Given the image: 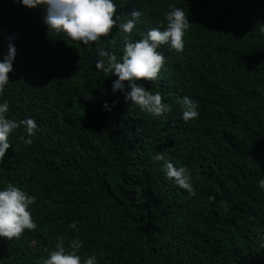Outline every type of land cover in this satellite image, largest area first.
I'll list each match as a JSON object with an SVG mask.
<instances>
[{
  "label": "trees",
  "instance_id": "obj_1",
  "mask_svg": "<svg viewBox=\"0 0 264 264\" xmlns=\"http://www.w3.org/2000/svg\"><path fill=\"white\" fill-rule=\"evenodd\" d=\"M115 3L121 22L140 10V23L83 45L48 30L43 8L0 0V61L15 47L0 102L9 118H34L40 129L31 145L15 130L0 161V190L34 195L37 224L0 238V264H44L59 237L66 249L83 241L81 264L90 255L97 264H264V0ZM171 7L192 25L182 52L158 49L159 79L137 81L169 106L155 117L113 94L118 77L95 63L107 59L102 52L120 60L126 42L165 30ZM185 96L200 112L187 122ZM160 152L191 171L194 195L166 177Z\"/></svg>",
  "mask_w": 264,
  "mask_h": 264
},
{
  "label": "clouds",
  "instance_id": "obj_2",
  "mask_svg": "<svg viewBox=\"0 0 264 264\" xmlns=\"http://www.w3.org/2000/svg\"><path fill=\"white\" fill-rule=\"evenodd\" d=\"M22 7L27 9H44L43 23L48 30L55 33H64L70 39L79 41L83 45L95 42L101 37L107 36L114 27H118L124 33L133 32L140 23L143 13L132 11L126 15L127 19L119 15L115 0H16ZM188 13L180 7H171L166 13L167 27L161 31L159 28H152L142 35L138 41H128L123 49V56L120 60L115 54L102 52L107 59H100L95 63V68L106 76L111 74L116 79L112 84V93L117 91L124 93L125 101H131L146 113L155 117L162 116L169 110V106L162 102L160 93L153 94L146 90L137 81H156L159 79L161 69L166 63L164 54L159 51L161 45L168 44L177 52H182L185 47L186 31L192 25L188 20ZM264 31V28H261ZM15 58V47L9 44L7 55L0 61V94L9 84L8 74L12 71ZM128 82L130 89L124 92V83ZM115 106V101L112 107ZM107 111L111 108L107 102L102 105ZM182 119L187 122L199 117V104L192 98L185 96L181 100ZM9 104L7 100L0 102V161L5 158L6 151L12 147L9 137L15 130L23 127L27 133V139L23 137L24 143L31 145L34 135L40 129L34 118L17 120L9 118ZM154 160L163 162V170L168 179L173 180L179 188L194 195L192 184V173L185 167H176L170 159L165 158L164 152L157 153ZM260 189H264V179L258 182ZM36 197L20 187L8 184L0 190V238L11 240L19 238L24 231L35 230L37 224L32 218L29 210L35 203ZM71 227L79 231L75 222ZM83 247V241L74 239L65 248L64 238L59 237L55 250L51 251L44 264H81V257L77 254ZM264 247V243L261 244ZM83 264H97L96 255H90L83 260Z\"/></svg>",
  "mask_w": 264,
  "mask_h": 264
}]
</instances>
